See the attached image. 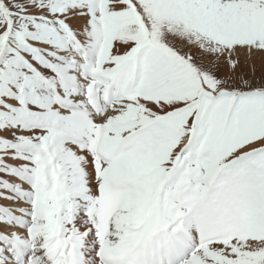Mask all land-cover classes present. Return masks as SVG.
I'll return each mask as SVG.
<instances>
[{
  "label": "snow or ice",
  "instance_id": "1",
  "mask_svg": "<svg viewBox=\"0 0 264 264\" xmlns=\"http://www.w3.org/2000/svg\"><path fill=\"white\" fill-rule=\"evenodd\" d=\"M0 264H264V0H0Z\"/></svg>",
  "mask_w": 264,
  "mask_h": 264
}]
</instances>
